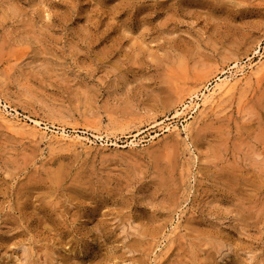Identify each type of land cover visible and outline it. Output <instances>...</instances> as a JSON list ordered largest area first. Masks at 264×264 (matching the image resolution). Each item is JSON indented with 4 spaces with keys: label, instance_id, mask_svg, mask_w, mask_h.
Segmentation results:
<instances>
[{
    "label": "rangeland",
    "instance_id": "obj_1",
    "mask_svg": "<svg viewBox=\"0 0 264 264\" xmlns=\"http://www.w3.org/2000/svg\"><path fill=\"white\" fill-rule=\"evenodd\" d=\"M0 102V264H264V0H0Z\"/></svg>",
    "mask_w": 264,
    "mask_h": 264
},
{
    "label": "bare ground",
    "instance_id": "obj_2",
    "mask_svg": "<svg viewBox=\"0 0 264 264\" xmlns=\"http://www.w3.org/2000/svg\"><path fill=\"white\" fill-rule=\"evenodd\" d=\"M237 68V65L235 64V65H233L232 66V68L231 69H236ZM239 68V67H238ZM259 69V68H258ZM236 71V70H235ZM260 71V70H259ZM239 73V72H241V71H236V73ZM235 73V72H234ZM235 76V75H234ZM242 76V75H241ZM232 78H234L233 80L234 81H239V80H237V79H235V77H233V74L231 75V76H225L224 78L222 77V78H219V79H217V81L215 82V85L213 86V90H209V88L208 87H206L205 86V89H206V91H205V93H201V95L200 96H203V98L201 99L202 101H203V103L205 104V105H207L208 103L210 104V105H212L213 103H214V99H215V95L217 94V93H220V92H222L223 90H226L227 88H229L230 86H231V84L233 83L232 82ZM207 91H212L210 94L208 93V95L206 94V92ZM190 96V95H189ZM190 99H191V101L190 102H188L189 104H193L194 103V99L196 98V99H198L200 102H201V100L199 99V95H198V93H193L190 97H189ZM197 100V101H198ZM202 103V104H203ZM183 104V103H182ZM0 105H1V102H0ZM195 106H197V108H199L200 107V103L198 104V103H196L195 105H194V108H195ZM3 107V106H2ZM6 107H8V106H6ZM182 107H183V109H182V113L189 107V105H186V104H183L182 105ZM4 108V107H3ZM5 111V110H4ZM180 111V110H179ZM198 112V109H197V111H195L194 113H197ZM182 113H180V112H176L175 114H177V115H179V114H182ZM7 115H9V116H12L13 118H15V120L11 117V119H8V116ZM0 116H1V118L2 119H4V120H6L7 121V125H9L8 127H10V128H13V129H22V130H25L26 131V129L28 128L29 129V127H30V129L29 130H31V128L33 129L32 130V133H33V131L34 130H37L42 124H40L39 123V121L37 122V121H35V120H31V119H28L26 122H22V123H20V120H19V118L17 117V115L15 116L14 114H10V112H7L6 111V114H5V112L3 113V111H2V109L0 108ZM190 118H192V117H190ZM1 119V120H2ZM3 120V121H4ZM169 120V119H168ZM171 120H172V118H171ZM30 124H33V126L32 125H30ZM167 128V127H166ZM175 128V127H174ZM45 129H47V128H45ZM62 129V128H61ZM176 129V128H175ZM22 130H20V131H22ZM28 131V130H27ZM61 131V130H60ZM169 131H171V129L168 127L167 129H165V132H169ZM24 132V131H23ZM51 132V131H50ZM66 131H63V132H60V136H58V137H56V142L57 143H69L70 145H72V146H77V145H79V144H81V141L82 140H85V138H82V137H80V136H75V137H72V136H70V135H67L66 133H65ZM34 133H35V131H34ZM33 133V134H34ZM142 133H140V134H138V135H134L133 137H131V138H136V137H138V136H140ZM93 136V135H92ZM95 139H102V136H97V135H94L93 136ZM87 139V138H86ZM68 144V145H69ZM132 144V143H131ZM133 145V144H132Z\"/></svg>",
    "mask_w": 264,
    "mask_h": 264
}]
</instances>
